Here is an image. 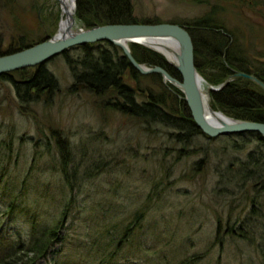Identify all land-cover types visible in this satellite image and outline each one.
I'll use <instances>...</instances> for the list:
<instances>
[{
    "label": "rangeland",
    "instance_id": "obj_1",
    "mask_svg": "<svg viewBox=\"0 0 264 264\" xmlns=\"http://www.w3.org/2000/svg\"><path fill=\"white\" fill-rule=\"evenodd\" d=\"M13 1L10 8L0 1L1 52L21 37L32 45L58 32L60 0ZM133 4L140 24L212 19L236 45L235 55L264 71V0ZM46 65L59 87L35 101L24 102L13 82L0 78V235L6 239L0 237V260L11 245L30 240L33 218L40 232L62 221L58 238L35 264H99L97 233L106 245L145 210L114 263L264 264V164L249 163L262 150L257 138L201 133L179 143L175 129L112 107L115 94L99 97L75 86L63 55ZM124 81L141 89L139 102L152 92L176 114L184 99L163 81H136L129 72ZM221 84L204 85L209 101L210 86ZM63 154L73 189L65 181Z\"/></svg>",
    "mask_w": 264,
    "mask_h": 264
},
{
    "label": "trees",
    "instance_id": "obj_2",
    "mask_svg": "<svg viewBox=\"0 0 264 264\" xmlns=\"http://www.w3.org/2000/svg\"><path fill=\"white\" fill-rule=\"evenodd\" d=\"M0 1L5 2V6L9 8L14 3L13 0ZM134 11L135 6L133 0H77L75 19L79 27L83 29L107 25L109 23H138L136 17H134ZM211 20L207 18L205 20L185 23L184 25L179 24L184 27L186 26L190 35L193 37L196 69L201 72L209 84L212 83L214 85H219L227 81L229 76L235 73L233 69L238 72L243 71L247 74L255 75L264 82V71L261 72L258 69L251 71L250 67L244 63V59L235 55L238 53L236 51V45L232 43L230 36L224 33L225 30L221 24H217V22ZM48 37L50 36L46 35L43 40ZM29 46L31 45L27 44L25 37H21L14 43L13 49L7 52L0 51V56L24 50V48ZM130 49L135 59L141 64L145 63L151 67L161 66L165 70H168L175 78H180L177 70H174L168 60L157 51L134 43H132ZM72 51L78 53L77 57L72 56L70 53ZM63 56L74 75L75 86H80V84L85 85L90 92L92 91L99 97L115 94V98H113H118L119 101H113L110 105L112 107L114 106L121 113L142 119L145 124L152 125L159 123L175 129V139L179 143L187 141L190 135H199L202 133L196 123H194L191 112L183 98H179L180 100H178L180 107L177 110V114L166 110L162 100L157 99L152 92L148 100L139 102L137 94L142 95L138 93L141 89L137 88V90L136 87L125 83L124 76L127 72L136 81L144 77H149L162 82V77L159 74L141 75L139 71L131 66L130 61L125 57L123 51L112 43L99 42L78 46L68 50ZM30 71L34 72L30 74ZM16 73L23 76L21 80L11 77ZM0 78L11 80L24 102L35 101L38 95L51 94L59 87L56 78L49 71L47 65L5 73ZM168 86L173 91H176V93L178 92L176 94L177 97L183 95L182 92L178 91L172 85L169 84ZM210 101L214 109L223 111L232 118L264 123V91L257 84L244 77L232 80L221 91H210ZM245 135H251L257 138L262 147L261 153L256 155V157L253 156L254 154L250 156L249 163L256 167L264 164V139L257 133H244L241 136ZM65 158L63 154L65 181L73 189V184L69 181V172ZM9 207L11 209L13 208L12 205H9ZM69 207L70 205L66 206L65 211L62 212V220H64L66 214L68 215ZM20 211L22 213L23 211L25 212L22 209ZM144 211L137 213L131 220L129 226L118 230L106 245H102L99 241L103 232L97 233L96 236L99 237L95 240V246H99V248L96 247L97 257L99 261L101 260L99 264H116L113 262L114 257H118L117 252L120 251L123 246L122 244L130 237L131 230L140 226V221L145 216ZM31 223L34 229L30 240L23 239L16 248L11 245L10 254L8 253L1 259L0 264H35L39 258L47 255L51 247V242L53 243L58 238L57 236H59L58 231L61 228L60 224L62 221L61 223L58 222L59 224H54L50 228L46 227L41 232L35 228V219L32 218ZM0 237L3 240L5 239L3 235H0ZM103 250L104 252H102ZM110 256H113V258ZM93 263H95L94 258Z\"/></svg>",
    "mask_w": 264,
    "mask_h": 264
},
{
    "label": "water",
    "instance_id": "obj_3",
    "mask_svg": "<svg viewBox=\"0 0 264 264\" xmlns=\"http://www.w3.org/2000/svg\"><path fill=\"white\" fill-rule=\"evenodd\" d=\"M62 3V0H60ZM75 12H69L64 25L60 23L58 32L41 42L24 48V50L4 54L0 56V76L25 68L46 65L47 62L63 55L68 50L99 42L112 43L123 50L125 57L130 61L132 67L141 75L159 74L166 85H172L184 94L192 119L197 127L208 138H217L244 133H257L264 139V123L250 120L231 118L223 111L216 110L209 101V94L204 85L206 79L196 69L195 47L193 37L187 27L177 23H131L99 25L88 29L77 28ZM62 10V16H63ZM139 44L160 53L165 59L166 54L174 55L176 63L168 60L169 64L180 75L175 78L168 70L161 66L148 67L141 64L133 56L130 44ZM173 48H170V46ZM246 78L254 82L264 91V82L255 75L245 72H235L229 79L219 87L210 86L209 90L221 91L232 80Z\"/></svg>",
    "mask_w": 264,
    "mask_h": 264
},
{
    "label": "bare ground",
    "instance_id": "obj_4",
    "mask_svg": "<svg viewBox=\"0 0 264 264\" xmlns=\"http://www.w3.org/2000/svg\"><path fill=\"white\" fill-rule=\"evenodd\" d=\"M76 1L77 0H62V3H61V9H63V16L61 18L62 20V25H64L65 23V19H66V16L68 14V11L69 12H75V9H74V5L76 4ZM170 48H173V46L169 45ZM174 49V48H173ZM167 56V59H169L170 62L172 63H176L175 61V58H174V55H170V54H166Z\"/></svg>",
    "mask_w": 264,
    "mask_h": 264
},
{
    "label": "flooded vegetation",
    "instance_id": "obj_5",
    "mask_svg": "<svg viewBox=\"0 0 264 264\" xmlns=\"http://www.w3.org/2000/svg\"><path fill=\"white\" fill-rule=\"evenodd\" d=\"M243 66H245V65L243 64ZM237 67H239V66H237ZM250 70L252 71L253 69H250ZM233 71L238 72L237 70H234V69H233Z\"/></svg>",
    "mask_w": 264,
    "mask_h": 264
}]
</instances>
